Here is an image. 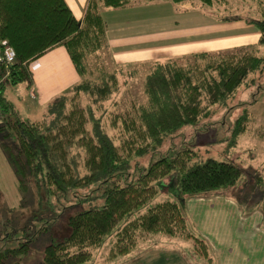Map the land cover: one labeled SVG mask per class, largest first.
I'll list each match as a JSON object with an SVG mask.
<instances>
[{
    "label": "trees",
    "instance_id": "16d2710c",
    "mask_svg": "<svg viewBox=\"0 0 264 264\" xmlns=\"http://www.w3.org/2000/svg\"><path fill=\"white\" fill-rule=\"evenodd\" d=\"M158 2L191 8L216 22L252 25L258 42L140 65L116 64L102 11ZM58 46L78 81L41 120L22 121L6 89L25 84L30 90V66ZM262 49L264 0H88L81 21L65 0H0V55L14 54L11 64H0V149L22 196L18 208L0 202V264H23L38 236L48 238L39 264H94L102 249L107 250L104 264H113L154 234L190 242L211 264L213 245L178 203L160 192L172 188L189 200L234 188L244 171L213 158L192 164L195 154L189 150L147 167L138 161L182 128L209 119L215 106L225 105L242 87L260 84ZM140 72L145 101H115L119 78ZM258 101L253 98L235 120L233 139L250 127L251 107ZM109 102L113 111L106 107ZM95 109L102 113L99 118Z\"/></svg>",
    "mask_w": 264,
    "mask_h": 264
},
{
    "label": "rangeland",
    "instance_id": "374dc122",
    "mask_svg": "<svg viewBox=\"0 0 264 264\" xmlns=\"http://www.w3.org/2000/svg\"><path fill=\"white\" fill-rule=\"evenodd\" d=\"M229 3L232 4L233 2L230 1ZM166 5L170 4H167V2H158L156 4H136L116 11L110 10L109 12H104L105 10H103L102 17L107 23L124 22L125 25L130 24L131 26L135 24L145 25L146 20L152 18H155V20L163 18L164 21H166L174 16L176 19H179L183 18L184 14L195 12L191 8H185L182 6L181 10L172 12ZM232 5L235 6L234 3ZM58 47L64 51L62 46ZM55 53L56 52H52L49 55H56ZM260 55H264V49L261 50ZM37 61H39V59ZM35 63L36 62L34 61L30 66L32 82H34L35 76H37L36 80H38V73L41 77L43 76L41 71H36L34 68ZM69 65L72 67L71 63ZM54 77L55 76L52 75L49 79L50 84L53 82ZM119 81L120 85L115 101L120 100L119 104L121 105H123L124 102L128 103L130 101L135 103H143L145 101L141 87L143 72H140L133 77L121 76ZM260 84L264 85V76ZM260 84L248 88L242 87L233 98L226 101L225 105L215 106L213 108L214 112L209 119L200 121L195 126L182 128L172 136L168 137L157 151L138 161L139 166L147 167L161 157L189 150L195 154L192 164L195 162H203L208 158H213L221 162H232L238 166L242 172L244 171L242 181L235 185L234 188L220 189L218 191L190 198H198V200H201L200 203H203L200 204L199 209L193 208L196 205L194 202L191 204L192 207L189 205L192 218L197 221L196 223H198V225L200 224L199 228L201 227V222L199 219L194 218L195 210L198 211L200 217H203L204 224L205 221L209 220L207 226H209L210 229V225L212 224L211 218L219 217L216 211H225L226 206H224L223 203H227L228 200L237 203L239 202V204H241L239 205L240 208L247 212H249V210L252 211L255 208L260 210L259 214H262L264 219V194L261 193V190H264V118L252 114L253 121L250 124V127H247L243 134L237 139H233L232 137L235 120L246 111L247 104L253 98H259V101L261 100L264 102V96H262L264 95V91L260 90ZM73 85L74 84L61 91H58L57 89L47 90V87L44 89L47 90L45 92L34 86L29 90L25 84H20L15 87L7 88L5 96L14 104L20 120L38 121L47 114L48 106L59 97L61 93L71 88ZM112 104L114 105V102L106 105V107H109L110 105L108 111L114 110ZM101 114V111L95 109L94 115L97 118H99ZM255 187H260L261 189L258 190V188ZM160 196L177 202L182 214L187 217L186 202L188 198H183L178 194V190L176 191L172 188H168V190L160 192ZM0 202L2 204L6 203L8 206L15 205L14 208H18L19 206H16L22 202V196L17 190L15 177L1 149ZM215 203H218L219 205ZM22 208L23 205H21V209ZM24 208L27 210L26 207ZM26 214L27 212L24 211V215ZM25 218L27 219V217ZM187 218L189 219V217ZM189 220L190 224L193 225L191 219ZM39 227L40 226L37 228L39 229ZM262 229H264V222ZM57 230L59 232L58 226L54 229V233H56ZM255 231H257V228ZM47 243L48 238L45 239L42 236H38V239L34 242L28 255L25 257V262L23 264H39L38 261L42 257L41 250ZM187 243L183 242L180 237L169 238L164 235L154 234L148 236V238L142 243H139L133 254L123 258L121 257L113 262V264H207L206 258L203 255L199 256L196 254L193 251V248L191 249L192 244L190 242ZM106 252V249L98 250L94 264H104ZM209 255L210 254H208V256ZM210 263L214 264L213 261Z\"/></svg>",
    "mask_w": 264,
    "mask_h": 264
},
{
    "label": "crops",
    "instance_id": "0c3cea01",
    "mask_svg": "<svg viewBox=\"0 0 264 264\" xmlns=\"http://www.w3.org/2000/svg\"><path fill=\"white\" fill-rule=\"evenodd\" d=\"M87 1L65 0L72 15L78 21L84 16ZM166 6L172 12L185 7ZM104 21L106 22L105 19ZM106 25V39L110 53L118 65H140L197 52H214L256 45L260 35L252 25L239 21L216 22L197 11L184 14V17L179 19L174 16L166 21L163 18L157 20L152 18L146 20L145 25L130 26V24L125 25L124 22H106ZM52 52H56V55H49ZM64 52L65 50L60 47H55L42 54L38 58L39 61L38 59L35 61L34 68L43 75L41 77L38 73V80L35 76L33 82L35 88L44 90L48 87L47 90L61 91L77 83L78 76L73 66L69 65L70 61ZM52 75L55 77L50 84L49 79ZM251 112L264 118V102L260 100L254 104ZM192 202L196 204L194 209H199L200 204L203 203H200L201 200L198 198L187 200L186 215L202 238L213 245L216 251L213 254L214 264H264V229H262L264 219L262 214H259L260 210L255 208L247 212L240 208L237 202L228 200L227 203H223L226 206L225 211L218 210L216 212L219 217L211 218L210 229L207 226L209 220L204 224L203 217H200L195 210L194 218L200 220V230V224L198 225L192 218L189 210ZM254 228H257V231Z\"/></svg>",
    "mask_w": 264,
    "mask_h": 264
},
{
    "label": "built area",
    "instance_id": "2783aa9c",
    "mask_svg": "<svg viewBox=\"0 0 264 264\" xmlns=\"http://www.w3.org/2000/svg\"><path fill=\"white\" fill-rule=\"evenodd\" d=\"M14 54L10 50H6L5 54L3 56L0 55V64L4 63L6 65H9L13 62Z\"/></svg>",
    "mask_w": 264,
    "mask_h": 264
}]
</instances>
